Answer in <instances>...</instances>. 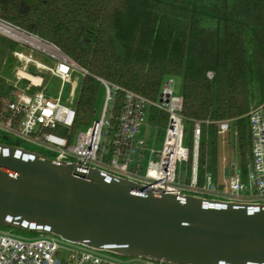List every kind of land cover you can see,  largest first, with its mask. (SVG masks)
<instances>
[{
    "label": "trees",
    "instance_id": "16d2710c",
    "mask_svg": "<svg viewBox=\"0 0 264 264\" xmlns=\"http://www.w3.org/2000/svg\"><path fill=\"white\" fill-rule=\"evenodd\" d=\"M0 18L52 42L90 71L75 99L74 131L96 117L103 84L95 75L154 100L166 78L179 77L185 143L193 144V119L237 118L241 167L247 170L251 144L245 115L253 104L264 103V0H0ZM20 46L0 35L1 54ZM3 62L0 57V71ZM23 76L35 79L26 71ZM9 91L0 75V92ZM122 107L118 93L114 125ZM151 121L163 131L168 113L152 107ZM218 135L215 123L203 126L201 178L206 171L218 172ZM0 141L21 144L9 137Z\"/></svg>",
    "mask_w": 264,
    "mask_h": 264
},
{
    "label": "built area",
    "instance_id": "2783aa9c",
    "mask_svg": "<svg viewBox=\"0 0 264 264\" xmlns=\"http://www.w3.org/2000/svg\"><path fill=\"white\" fill-rule=\"evenodd\" d=\"M10 25L16 27L12 23ZM54 47L53 56L58 60L55 66L37 61L22 51H14V54L28 62H36L62 81L69 80L73 70H78L83 76L91 74ZM213 75V72H208L210 78ZM95 77L106 91L101 115L85 129L77 131L73 130L77 118V80L73 81V87L65 97L62 90L56 96L50 94L45 83L31 81L24 90H20L18 82L12 83L6 78L11 91L6 94L0 92V134L38 148H29L31 150L75 163L82 172L88 173L90 167H95L180 196L196 194L264 205V103L253 104L245 115L251 144V166L244 172L241 166L231 162L228 175L222 180L213 171H206L201 178L199 151L203 126L215 123L219 135L230 133L233 128L234 135L238 136L239 130L234 125L237 118L193 119V144L190 146L184 141V98L175 93L173 76L164 80L157 100L103 77ZM118 93L123 94V107L114 125V104ZM152 107L168 113L164 141L159 149L147 137L150 128L159 130V125L151 121ZM108 140H111L109 149L106 145ZM146 158L147 165L143 163ZM223 159L227 160L226 157ZM182 162L191 163V174L184 181L179 171V163ZM0 264L171 263L95 249L51 232L26 236L16 233L13 228L0 227Z\"/></svg>",
    "mask_w": 264,
    "mask_h": 264
},
{
    "label": "water",
    "instance_id": "95a60500",
    "mask_svg": "<svg viewBox=\"0 0 264 264\" xmlns=\"http://www.w3.org/2000/svg\"><path fill=\"white\" fill-rule=\"evenodd\" d=\"M0 224L171 264H264L262 203L180 196L3 141Z\"/></svg>",
    "mask_w": 264,
    "mask_h": 264
},
{
    "label": "rangeland",
    "instance_id": "374dc122",
    "mask_svg": "<svg viewBox=\"0 0 264 264\" xmlns=\"http://www.w3.org/2000/svg\"><path fill=\"white\" fill-rule=\"evenodd\" d=\"M0 35L8 37L7 35L1 32H0ZM18 42L21 45L20 46L21 49H19L18 51H22L26 55L31 54L35 60L46 63L47 65H50V66H55L56 63L58 62V60L53 56L54 50H50L47 48H45L46 49L45 50L43 47H40L34 44L21 42V41H18ZM50 43L53 44L52 42ZM52 51L53 53H51ZM48 52H50L52 55L48 54ZM0 57L4 59L3 66H2L4 71H0V75H2L3 78L5 79L9 78L12 83L18 82V86L20 90H24L31 81L32 82L34 81L35 83L41 82V83L46 84L48 92L50 94L56 96L59 90H62L64 96L66 97L69 94L71 88L73 87V81L77 80V86L75 89V99L78 98L81 92L82 80L84 76L78 70H73L71 72V77L69 78V80L62 81L60 78L50 74L47 70L40 67L36 62H33V61L28 62L26 60H23L19 58L18 56H16L14 52L13 53L5 52L3 54L0 53ZM8 63L14 64V67L8 70L7 69L9 68ZM20 71L21 72L26 71L27 73L33 75L35 79L21 76ZM174 78H175L174 90L176 94H179L181 84H182L181 78L179 77H174ZM105 97H106V91H105V88L102 87L99 93V96H98V100H97L95 118H99L101 115V111H102V108L105 102ZM83 129H85V127H82V130ZM164 134H165V130L159 131L156 128H150L148 131L147 137L154 144V146L157 149H159L162 147V144L164 141ZM3 137L5 136L0 134V139H3ZM213 138H214V135L212 134L211 139ZM12 140L16 141L14 138H12ZM103 141H105V137H103ZM110 143H111V140H108L106 142L108 149L110 147ZM21 144L31 149L37 148L35 146L31 147L24 142H22ZM218 147H219V152H218L219 158H218L217 174H218V178L222 180L226 175H228L227 171H228V167H230L231 162H234L238 166H241V157L239 154L238 140H237V136L234 135L233 128L231 129L230 133L218 135ZM248 155H247V163H246L247 168L251 166V158L250 156L248 157ZM224 157L227 158L226 161L223 159ZM147 161H148L147 158L143 159V163L145 165H147ZM179 171H181V174H182L181 178L183 181L189 178L191 174V163H188V162L179 163ZM0 227L13 228L15 232L20 235L37 236L40 234V232H37V231L25 230V229L13 227V226H7V225L1 226L0 225Z\"/></svg>",
    "mask_w": 264,
    "mask_h": 264
},
{
    "label": "bare ground",
    "instance_id": "6f19581e",
    "mask_svg": "<svg viewBox=\"0 0 264 264\" xmlns=\"http://www.w3.org/2000/svg\"><path fill=\"white\" fill-rule=\"evenodd\" d=\"M0 32L7 34V35H10V36H13L14 38H16L18 40H22V41H25L27 43L43 47L44 49L47 48L50 50H56V48L54 47L53 44L46 42V41H44V40H42V39H40L34 35H31L25 31L15 27V26H12V25L2 21V20H0ZM23 72L24 71H22V72L20 71L21 76H23V74H24Z\"/></svg>",
    "mask_w": 264,
    "mask_h": 264
}]
</instances>
